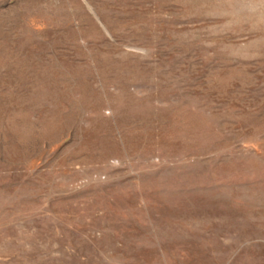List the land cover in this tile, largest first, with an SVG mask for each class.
<instances>
[{"label":"rangeland","instance_id":"obj_1","mask_svg":"<svg viewBox=\"0 0 264 264\" xmlns=\"http://www.w3.org/2000/svg\"><path fill=\"white\" fill-rule=\"evenodd\" d=\"M0 264H264V0H0Z\"/></svg>","mask_w":264,"mask_h":264}]
</instances>
